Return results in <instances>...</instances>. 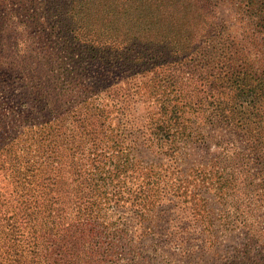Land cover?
<instances>
[{"label":"trees","instance_id":"obj_1","mask_svg":"<svg viewBox=\"0 0 264 264\" xmlns=\"http://www.w3.org/2000/svg\"><path fill=\"white\" fill-rule=\"evenodd\" d=\"M31 1L34 53L0 51V264L191 258L217 220L246 229L225 264H264V0H231L246 43L222 0Z\"/></svg>","mask_w":264,"mask_h":264},{"label":"rangeland","instance_id":"obj_2","mask_svg":"<svg viewBox=\"0 0 264 264\" xmlns=\"http://www.w3.org/2000/svg\"><path fill=\"white\" fill-rule=\"evenodd\" d=\"M33 3L31 0H0V51L8 45L12 48L15 47L12 53H34L33 48L36 46L32 42L34 38L36 40V36L39 37L42 33L38 30V26L34 21V13L38 11L35 10L36 6ZM240 10L239 3H234L231 0H222L216 6L217 15L222 24L227 26L231 37L239 42L244 41L246 43L250 30ZM46 40L48 39L46 38ZM6 90L7 87H0V101H7ZM13 92H17V90ZM206 132L211 136H221L225 133V130L207 128ZM214 142H216L215 139L210 140V145L212 146L210 151L217 153L221 148ZM206 151L199 146L190 147L182 157L183 166L190 167L197 165L202 160H206L208 158ZM144 157L150 158L151 154L144 152ZM209 202L214 213H219L218 204L212 200H209ZM260 214L258 213L257 215L255 213L254 217L250 218L252 223L251 233L257 236L260 244L264 245V221ZM216 216L219 217V215ZM217 221L215 228L209 233H205V236H208L207 239L212 238V240L217 242V245L211 246V248L206 246L205 248H190L191 258H185L184 254L176 253L174 249L163 250L159 249V247L156 251L153 248H147L143 249V252L147 257H153L150 264H225L227 262L226 259L232 254L233 244L237 240L241 241L244 238L246 229L239 227L228 231L225 230L219 220ZM194 239H190L192 243H195ZM145 244L147 247L152 246L151 238L146 239Z\"/></svg>","mask_w":264,"mask_h":264}]
</instances>
